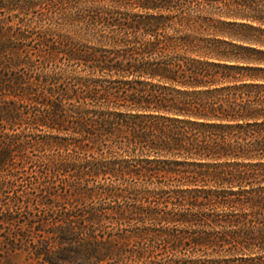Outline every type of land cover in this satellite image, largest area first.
Instances as JSON below:
<instances>
[{"label":"trees","instance_id":"16d2710c","mask_svg":"<svg viewBox=\"0 0 264 264\" xmlns=\"http://www.w3.org/2000/svg\"><path fill=\"white\" fill-rule=\"evenodd\" d=\"M218 2L230 20L206 26L201 13ZM89 3L87 29L113 49L71 44L68 59L94 74L113 70L121 79H76L75 97L67 93L68 110L75 113L72 132L76 146L88 139L98 143L97 155L81 158L74 148L65 158L52 157L50 165L58 172L79 167L83 177L119 176L124 190L114 182L85 190L100 198L127 192L143 217L190 229V237L169 231L168 239L264 250V0ZM37 182L47 199H33L31 208L30 197L19 192L23 185L0 178V224L19 226L12 246L29 244L44 264H105L113 254L112 262L130 264L135 251L124 248L128 243L98 237L107 226L102 208L64 202L81 195V188L61 194L55 185ZM168 202L179 206L166 209ZM31 233L41 237L38 243ZM242 254L236 259L264 264L261 256Z\"/></svg>","mask_w":264,"mask_h":264},{"label":"rangeland","instance_id":"374dc122","mask_svg":"<svg viewBox=\"0 0 264 264\" xmlns=\"http://www.w3.org/2000/svg\"><path fill=\"white\" fill-rule=\"evenodd\" d=\"M85 4L90 6L89 0H0V178L23 185L19 192L23 191L30 197L31 208H34L33 199H47L48 193L37 186V181L44 185H55L61 194L65 193L66 188L72 192L76 191L75 187L81 188L80 191H84L81 195H68L70 200L65 199L64 202L102 208L107 226L101 232L103 237H98L112 243L118 241V245L123 247L128 243L124 248L138 253L136 258L135 253L132 259L129 257L130 264H263L258 259L245 262L236 258L245 253L246 257L261 256L264 260V250L239 252L168 239L165 233L169 231L180 237H190V229L181 224L171 228L164 222L143 217L137 212L140 210L135 207L133 195L127 192L123 191L124 195H128L124 198L105 193L100 198L88 195L90 190H85L86 187L93 189L97 184L110 182L119 184V191L124 190L125 183L119 176L113 177V180L104 179L103 176L83 177L79 167L71 166L58 172L50 165L52 157L65 158L66 153L74 148L77 151L72 154L81 158L86 153L97 155L98 143L88 139L82 141L80 147L76 146L79 145L78 137L72 132L75 113L68 110L70 100L67 93L75 97L77 91L72 90L78 87L76 79H121L113 70L94 74L84 64L68 59L71 44L82 49L87 46L113 49L111 45L98 43L87 29L83 20L90 11ZM226 11L223 2L206 5L201 13L203 23L215 27L221 20H230L225 16ZM50 104L56 116L48 112ZM126 109L120 108L122 111ZM85 143L88 145L85 146ZM123 157L130 158L126 155ZM71 182L78 186H69ZM8 190L10 196L14 195L13 187ZM5 201L6 205L15 208L12 199ZM166 205V209L179 206L170 202ZM146 206L148 203H143V208ZM161 208L165 209V206ZM33 212H37L36 208ZM17 227V222L0 224V264H44L40 262L41 257L33 254L29 244L12 246L10 239ZM147 227L150 230L146 231ZM142 231L146 235L140 237L138 233ZM31 235L33 241L38 243L37 239L41 237L35 233ZM123 252L124 256L130 253L127 250ZM112 257L106 258L104 263L117 258L116 254ZM123 260L112 263L124 264Z\"/></svg>","mask_w":264,"mask_h":264}]
</instances>
